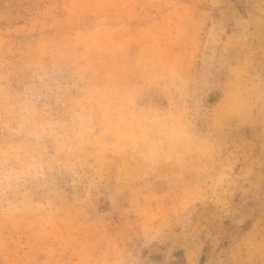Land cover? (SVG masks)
I'll return each instance as SVG.
<instances>
[{
	"label": "rangeland",
	"instance_id": "rangeland-1",
	"mask_svg": "<svg viewBox=\"0 0 264 264\" xmlns=\"http://www.w3.org/2000/svg\"><path fill=\"white\" fill-rule=\"evenodd\" d=\"M0 264H264V0H0Z\"/></svg>",
	"mask_w": 264,
	"mask_h": 264
}]
</instances>
